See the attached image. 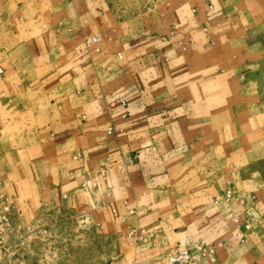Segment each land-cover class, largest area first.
Here are the masks:
<instances>
[{"label": "crops", "instance_id": "1", "mask_svg": "<svg viewBox=\"0 0 264 264\" xmlns=\"http://www.w3.org/2000/svg\"><path fill=\"white\" fill-rule=\"evenodd\" d=\"M59 2L23 0L0 24V192L22 213L58 203L107 232L220 246L225 162L250 166L241 191L264 186V0H163L127 19L109 0Z\"/></svg>", "mask_w": 264, "mask_h": 264}, {"label": "rangeland", "instance_id": "2", "mask_svg": "<svg viewBox=\"0 0 264 264\" xmlns=\"http://www.w3.org/2000/svg\"><path fill=\"white\" fill-rule=\"evenodd\" d=\"M21 1L0 0V24L5 21L8 25L12 21L8 15L15 12ZM162 1L109 0L113 12L121 19L134 18L144 12L149 14ZM59 4V0H55L54 8L59 9ZM8 33L0 27V38L8 37ZM260 61L256 70L264 86V57ZM224 166L221 169L223 183L228 175L234 177L239 188L246 187L245 181L250 182L247 180L252 176L247 175L250 166L244 161L230 158ZM244 168L247 169L245 176ZM254 170L252 173L264 183V158L254 164ZM262 190L257 194L261 210L256 212L259 217L253 233L244 241L236 242L229 223L222 230L223 243L220 246L213 243L215 257L218 250L216 260L222 264H264V186ZM10 216V227L0 231V264H167L164 256L172 246L158 243L152 246L129 240L125 237V229L122 233L107 232L105 226L89 219L80 210L58 203L43 204L23 213L12 204Z\"/></svg>", "mask_w": 264, "mask_h": 264}, {"label": "built area", "instance_id": "3", "mask_svg": "<svg viewBox=\"0 0 264 264\" xmlns=\"http://www.w3.org/2000/svg\"><path fill=\"white\" fill-rule=\"evenodd\" d=\"M90 42L95 51L99 50L98 38L95 35L90 37ZM179 44L182 45V42H179ZM117 55L121 56L119 52ZM118 101L125 104L122 97L118 98ZM111 129V127H108L109 132ZM247 199L255 203L257 195L241 191L236 186L233 177L226 178L224 189L213 199L215 204H226L228 206L232 235L236 242L244 241L253 233L258 221L259 215L256 214L252 204H249ZM12 204V200L0 192V231L7 230L11 225L10 207ZM124 234L129 240L149 243L152 246L157 244L153 232L143 226H129ZM214 257V244L205 240H197L190 246L172 245L164 256L167 264H204L208 260H213Z\"/></svg>", "mask_w": 264, "mask_h": 264}]
</instances>
